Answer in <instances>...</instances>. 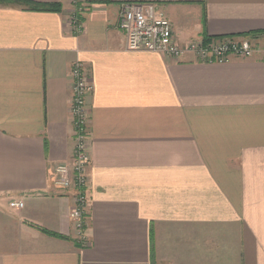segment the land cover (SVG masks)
<instances>
[{
    "label": "crops",
    "instance_id": "crops-1",
    "mask_svg": "<svg viewBox=\"0 0 264 264\" xmlns=\"http://www.w3.org/2000/svg\"><path fill=\"white\" fill-rule=\"evenodd\" d=\"M30 1L61 9L0 4V264H264V0ZM125 3H154L178 47L247 37L255 52L128 51ZM76 63L92 86L84 245L52 173L74 147Z\"/></svg>",
    "mask_w": 264,
    "mask_h": 264
},
{
    "label": "built area",
    "instance_id": "built-area-1",
    "mask_svg": "<svg viewBox=\"0 0 264 264\" xmlns=\"http://www.w3.org/2000/svg\"><path fill=\"white\" fill-rule=\"evenodd\" d=\"M80 0H72L79 4ZM82 10V8H80ZM77 9L69 16V22L78 33L82 23L78 20ZM81 13V12H80ZM118 29L124 34L126 50L162 54L179 59L186 54H193L206 63L223 64L230 57L247 59L252 57L255 48L247 37L221 38L208 42H191L185 47L173 43L172 28L167 19L157 10L154 3H125L120 6ZM70 115L72 119V135L74 147L68 163L56 164L53 167V184L65 192H72L73 206L69 218L75 232V238L86 244L85 217L87 212L88 168L90 155L88 152L89 119L86 112V101L92 90L80 63L71 68ZM22 200L12 199L8 202L10 209H22Z\"/></svg>",
    "mask_w": 264,
    "mask_h": 264
},
{
    "label": "trees",
    "instance_id": "trees-1",
    "mask_svg": "<svg viewBox=\"0 0 264 264\" xmlns=\"http://www.w3.org/2000/svg\"><path fill=\"white\" fill-rule=\"evenodd\" d=\"M0 4H15L28 11L37 12H59L61 9L58 3H37L30 0H0Z\"/></svg>",
    "mask_w": 264,
    "mask_h": 264
},
{
    "label": "rangeland",
    "instance_id": "rangeland-1",
    "mask_svg": "<svg viewBox=\"0 0 264 264\" xmlns=\"http://www.w3.org/2000/svg\"><path fill=\"white\" fill-rule=\"evenodd\" d=\"M122 5V4H121ZM120 5V6H121ZM120 6H119V10H120ZM157 10H158V8H157ZM159 12V11H158ZM160 13V12H159ZM161 14V13H160ZM164 17V16H163ZM165 18V17H164ZM166 19V18H165ZM170 23V22H169ZM171 25V24H170ZM171 28H172V26H171ZM121 32V31H120ZM123 34V33H122ZM124 35V34H123ZM126 43V42H125ZM126 48V47H125Z\"/></svg>",
    "mask_w": 264,
    "mask_h": 264
}]
</instances>
